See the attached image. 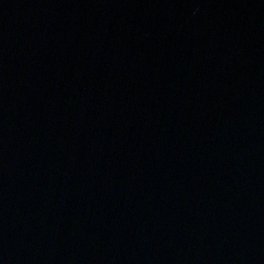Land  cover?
Instances as JSON below:
<instances>
[{
    "label": "water",
    "instance_id": "obj_1",
    "mask_svg": "<svg viewBox=\"0 0 264 264\" xmlns=\"http://www.w3.org/2000/svg\"><path fill=\"white\" fill-rule=\"evenodd\" d=\"M0 264H264V0H0Z\"/></svg>",
    "mask_w": 264,
    "mask_h": 264
}]
</instances>
